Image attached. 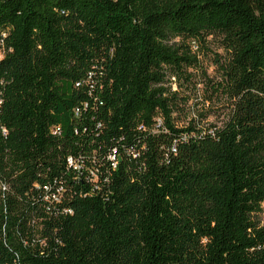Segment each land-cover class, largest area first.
<instances>
[{"label":"trees","instance_id":"obj_1","mask_svg":"<svg viewBox=\"0 0 264 264\" xmlns=\"http://www.w3.org/2000/svg\"><path fill=\"white\" fill-rule=\"evenodd\" d=\"M0 54V264H264V0H0Z\"/></svg>","mask_w":264,"mask_h":264},{"label":"rangeland","instance_id":"obj_2","mask_svg":"<svg viewBox=\"0 0 264 264\" xmlns=\"http://www.w3.org/2000/svg\"><path fill=\"white\" fill-rule=\"evenodd\" d=\"M207 46L208 49L204 48V46L203 48L201 47V52H203L199 56V60L201 62V69L195 72H192L190 70L188 71L191 72V74L193 75V81L195 82L204 81L208 83V81H210L213 83V82H217L218 80L217 78L219 74L216 71V66H214L213 64L214 61L213 55L214 53H217L219 55L223 53L221 50L215 49V46L212 45L211 43L208 44ZM172 90H175L179 93L178 94L179 100L181 98H187V103L185 105L183 104V107L181 109L179 108L178 111H174L172 114L175 119L181 122L187 121L188 118H190L191 116L195 117L196 115H198V113H200L204 115L203 125L207 128V126L212 124L219 125L228 112L227 108L223 103L224 101L222 99L220 101L215 102L212 107L203 109L201 105L202 97H203L201 93L203 91L201 84L197 85L196 89L194 90L193 83L189 85L185 84L184 82H179L177 84L173 83ZM208 94H209V88L207 90V95ZM204 106L206 107L207 105L205 104ZM191 109H193V111H191Z\"/></svg>","mask_w":264,"mask_h":264},{"label":"built area","instance_id":"obj_3","mask_svg":"<svg viewBox=\"0 0 264 264\" xmlns=\"http://www.w3.org/2000/svg\"><path fill=\"white\" fill-rule=\"evenodd\" d=\"M110 159H111V160H114V157H110ZM68 163H69L70 165H72V160H71L70 158L68 159Z\"/></svg>","mask_w":264,"mask_h":264}]
</instances>
